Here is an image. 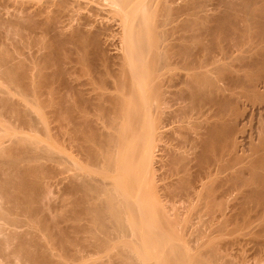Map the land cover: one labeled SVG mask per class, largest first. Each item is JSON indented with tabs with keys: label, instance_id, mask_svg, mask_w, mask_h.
Here are the masks:
<instances>
[{
	"label": "bare ground",
	"instance_id": "1",
	"mask_svg": "<svg viewBox=\"0 0 264 264\" xmlns=\"http://www.w3.org/2000/svg\"><path fill=\"white\" fill-rule=\"evenodd\" d=\"M92 1L90 17L49 39L72 1L0 13V131L51 120L67 134L54 130L59 147L71 146L66 157L27 132L1 140L0 264H66L61 254L100 256L114 242L91 264H254L264 257V0ZM26 31L37 33L28 46L48 50L28 62L14 51ZM109 32L113 63L99 49ZM66 44L80 64L70 83ZM51 179L63 184L64 215L49 206L62 228L44 210Z\"/></svg>",
	"mask_w": 264,
	"mask_h": 264
},
{
	"label": "rangeland",
	"instance_id": "2",
	"mask_svg": "<svg viewBox=\"0 0 264 264\" xmlns=\"http://www.w3.org/2000/svg\"><path fill=\"white\" fill-rule=\"evenodd\" d=\"M45 1H46V0H0V13H1V16L3 15V16H2L3 18L8 19L9 17L13 16L12 14H13L14 12H16V10H15L16 6H18V8H21L22 6L24 7V5H25V8L27 7V10H28V7H30L29 12L32 13V11L37 10L40 6H46V4H48V3H46V4L44 5ZM47 1H48V0H47ZM70 1H72V5L74 4L76 7L73 6L71 11H70L69 9H67L65 12H63L62 14H63V16H64L63 19H64L65 22L62 23L61 20H63V19H62L63 16L61 15V18H60L61 20H59V21H61V22H59V23L57 22L58 25L55 24V25H56L55 27L58 26V28L56 29V28H54V26H53V28H54V29L52 28L53 31H52V30H48V31H49L48 33L45 32V33H44L45 36H44L43 38H47V37H48L47 39H49L50 37H52V35L54 36V35L57 33L56 31H58V33H62V32L65 33V30H67L65 34L62 33L63 35H66L67 33H69V30H70V29H69L70 23H71V25H72V26H70V27H73V25H76V26H77V25H78L77 23H79V22L81 23V22L84 21V20L81 21V19H83L84 15L86 16V18H88L87 15H88V13H90V14L92 13V8H93L94 11H95V8H98V9H99V7H100V5H98L97 3H95V2L92 1V0H70ZM90 1H91V2H90ZM18 4H19V5H18ZM50 4H51V3H50ZM50 4H48V5H49V6H48L49 8H50ZM96 4H97V5H96ZM184 4H185V3H184ZM91 5H92V6H91ZM52 6H53V5H51V7H52ZM36 7H38V8H36ZM77 7H79V8H77ZM88 7H89V8H88ZM40 8H41V7H40ZM34 9H35V10H34ZM51 9H52V8H51ZM27 10H26V12L28 13ZM89 10H90V11H89ZM4 11H5V12H4ZM94 11H93V12H94ZM35 12H36V11H35ZM9 14H10V15H9ZM90 14H89V15H90ZM92 14H93V13H92ZM92 14H91V15H92ZM89 15H88V16H89ZM91 15H90V16H91ZM185 15H186V14H185ZM81 16H83V17L81 18ZM90 16H89V17H90ZM183 16H184V15H183ZM97 17H98L97 20L99 21V20L101 19V17H100V18H99V16H97ZM184 17L187 18V16H184ZM184 17H183V18H184ZM38 18H39V17H38ZM41 18H42V17H41ZM84 18H85V17H84ZM86 18H85V19H86ZM94 18H96V17H94ZM10 19H11V18H10ZM66 22H69V23H68L69 26L67 25V28H68L69 30H68L67 28H65L66 25H65L64 23H66ZM62 24H63V26H65L64 28H62V30L65 29V30H63V31L61 30V26H62ZM59 25H61V26H59ZM74 27H75V26H74ZM55 29H56V30H55ZM71 29H72V28H71ZM37 31H38V29L36 30V32H37ZM40 31H41V30L39 29V32H38V33H40ZM60 31H61V32H60ZM36 32H34V33L37 34ZM52 32H53V33H52ZM55 32H56V33H55ZM27 33H28V31H26V35L28 36ZM31 33L34 34L33 32H31ZM31 33L29 32V35H31L30 37H32V34H31ZM58 33H57V34H58ZM57 34H56V35H57ZM107 34H108V32L106 33V35H107ZM110 34L112 35L113 33L109 32V36H107V37H109V38H106V39L108 40V41L106 40V42L104 41V38H105L106 36L103 35V37H104V36H105V37L102 38V44L100 43V46H101V47H99V49H102V48H103L102 51L105 52V53H102V56L104 55V57H105L106 54H107V56H109V57L106 56L105 58H108V59L112 62V61H113V58H114V55H116V53H118V52L120 53L121 50H120V48H116V47H120V45L117 46V43L119 42V41H118V38H117L118 36H116V35L114 34V35H112V36L114 37V38H113ZM46 35H47V36H46ZM27 36H26V37H27ZM33 36H35V35H33ZM49 36H50V37H49ZM110 36H111V37H110ZM30 37L28 36V38H30ZM41 38H42V37H41ZM34 39H36V38H34ZM34 39H32V38H30L29 40H28V39H25V42L28 40V41L26 42V44H27L28 42L31 43V41L34 42ZM110 39H111V40H110ZM116 39H117V40H116ZM103 41H104L105 43H104ZM21 44H22V43H21ZM26 44H25L24 46H20V50H21L22 48H23L24 50H23V49H22L21 51H19V49H15V50H14L15 52H16V50L18 51V53L20 52L19 55L22 56V57H21V58H23L22 61L24 60V56H26V61H27V60L29 61L30 59H27V57H29V58L32 57L31 59H33L34 56H35V57L42 56L43 53H46V52L48 51L47 48L45 49L44 46L42 47V45H41L40 43H39V44H40L41 46H40V45H37L36 43H34L35 46H32L33 43H32L30 46H28V44H27V45H26ZM115 44H116V46H115ZM22 45H23V44H22ZM36 45H37V46H40V47L36 48V47H37ZM66 45H67V44H66ZM71 45H73V44H71ZM24 47H25V48H24ZM41 47H42V48H41ZM66 47H68V48H67V51H66V53L68 52L67 57H69V56H70V57H69V59L66 58L67 60L64 62V67L67 68V66H68L69 69H68V68H67V69H68V70L71 69V70L69 71V73H70V72H72L73 70L75 71V70L78 68V66H79L80 64H77L78 66L76 65V63H77V61H78L77 58L74 59V57H75L76 54L74 55V53L71 54V52H70V51H72V49H73L72 46L69 47V44H68ZM73 47H74V46H73ZM10 48H13L12 45H10ZM39 48H40V50H39ZM43 48H44L45 50H44ZM71 48H72V49H71ZM26 49H27V50H26ZM68 49H69V50H68ZM25 50H26V51H25ZM36 50H37V51H36ZM119 50H120V51H119ZM29 51H30V52H29ZM40 51H41V52H40ZM73 51L75 52L74 49H73ZM73 51H72V52H73ZM100 51H101V50H100ZM102 51H101V52H102ZM32 52H33V53H32ZM75 53H76V52H75ZM119 53H118V54H119ZM23 54H24V55H23ZM32 54H33V56H32ZM34 54H36L37 56L34 55ZM27 55H30V56H27ZM112 55H113V58H112ZM20 56H19V58H20ZM110 56H111V57H110ZM71 57H72V58H71ZM76 57H77V55H76ZM21 58H20V59H21ZM110 58H111V59H110ZM76 59H77V61H76ZM114 59H115V61H116V56H115ZM69 60H70V61H69ZM71 60H72V61H71ZM28 61H27V62H28ZM68 61H69V62H68ZM27 62H25V63H27ZM66 62H68V63H66ZM112 63H113V62H112ZM52 65L54 66L55 64L53 63ZM74 65H75V66H74ZM72 66H73V67H72ZM55 67H56V65H55ZM76 67H77V68H76ZM53 68H54V67H53ZM72 68H73V69H72ZM74 68H76V69H74ZM50 69H51V68H49V70H50ZM74 71H73V72H74ZM73 72H72V74L70 73L69 76L67 75V77H66V78L68 79V82H69V83H70V79H71L70 77L73 76ZM0 81H1V80H0ZM2 82H4V81L2 80V81L0 82V86H3V87L7 86V87H8V85H6V84H4V83H2ZM2 84H3V85H2ZM7 87H6V88H7ZM11 92H12L13 94L11 93L10 96H11L12 98L14 97V98H13L14 100H15V99H17V100H21V99H23V97L20 95V93H19V95H20V96H19L18 93H17V95H16V91H11ZM0 95H2V94H0ZM12 95H13V96H12ZM18 96H19V97H18ZM17 100H16V101H17ZM22 101H23V100H22ZM34 108H35V109H34ZM31 109H32V110L34 109V110H33V113H34L35 117L37 116V117H39L38 119H43V122H44V118H46V120H48V118H52V117H51V114H48V113H46V114L42 113L43 115L40 114L41 111H40V112L37 111L35 106H31ZM46 110H47V109H46ZM46 110H45V111H46ZM47 111H48V110H47ZM47 111H46V112H47ZM37 112L39 113L38 115H37ZM35 113H36V114H35ZM45 115H47L48 117L46 116V117L42 118V117L45 116ZM49 115H50V116H49ZM37 117H36V118H37ZM48 121H50V125H49ZM48 121H46V123H43V124L40 123L41 126L38 125V126H40V127H39L40 130H39V128L37 127V130L32 129V130H34V131H32V130L30 131V129L27 130L28 128L26 129V127H22V128H24L25 130L22 129L21 126H23V125L20 126V125H17V124H16V123L21 124V123H19V122H15V123H14V124H15V127H16V125H17V128L13 127L12 125H9V126H12V127H7V128H9V129L12 128L13 130H17V131H19V132H17V131L14 132L12 129H10V131H9L5 126H4L5 128H3V126L1 125V127L3 128V130H2V132L0 131V136H1V138H2V137H3V138H2V139L0 138V143H1V140H2V141H3V140H6L7 138H5V137L11 135V134H10L11 132H12L13 134H14V133H18V134H20V133H22V131H23V132H25V133H22V134L25 135L26 132H27V133L30 134L31 136H33V137H37L36 139H37V140H40L43 144L45 143V145H48L49 147H54V148H53L54 150H55V148H56V150H62V154H63V155L65 154L64 156H66V157H70V156H71V153H69V151L71 152V150H68V149H70L71 146L68 148V146H69L70 144L68 145V143H67L69 140L67 141L66 138H65V143H66V144L63 142L65 145L62 143V148L59 147V146H60L59 144H61L60 142H62V141H60V140H63V139H62L63 137H67V136H66L67 134H66L65 136H64V134L61 136V132H60V133L57 132V131H61V130H58V128L55 126V125H56L55 121H53L55 124L52 123L51 120H48ZM254 121H255V120H254ZM254 121H252V123H253V125L251 124L252 127H255L254 124L257 123V120H256L255 123H254ZM47 123H48V124H47ZM51 123H52V124H51ZM5 124H6V123H5ZM44 124H46L47 126L44 127ZM53 124H54V125H53ZM42 125H43V126H42ZM247 125H248V124H247ZM6 126H8V125L6 124ZM18 126H19V127H18ZM50 127H51V128H50ZM52 127H53V128H52ZM54 127H56L57 130H56V128L54 129ZM249 127H250V126L248 125V126H247V129H245V130H248ZM252 127H250V128H251L250 130H252ZM18 128H19V129H18ZM41 128H42V129H41ZM44 128H45V130H46L45 132H46L48 135L44 134V133H45V132L43 131ZM5 129H7V131H6ZM35 129H36V128H35ZM47 129H48V130H47ZM52 129H53V130H52ZM4 130H5V132H3ZM50 130H51V131H50ZM54 130L56 131V133H59V134H60V137H61V138H58V139H60V140H59L60 142H59V141H58L59 143L57 142L58 145H56V144H57L56 141H57L58 139L56 140L55 138H56L57 135H59V134L56 135ZM250 130H248V132H251ZM35 131H36L37 133H36ZM39 131H40V132H39ZM7 132H10V133H9V134H6ZM29 132H30V133H29ZM245 132H247V131H245ZM1 133H3V135H2ZM51 133H54V135L52 136ZM41 134H42V135H41ZM44 136H45V137H44ZM47 136H48V138H47ZM54 136H55V137H54ZM38 137H39V138H38ZM52 137H54V138H52ZM58 137H59V136H58ZM40 138H41V139H40ZM67 139H68V138H67ZM55 140H56V141H55ZM41 142H40V143H41ZM42 143H41V144H42ZM69 143H70V142H69ZM66 145H68V146H66ZM242 145L244 146V148H247V147H246V146H247L246 143H245V144L243 143ZM63 146H66V148H68V149H67V150L65 149L66 151H64V148H65V147H63ZM58 148H59V149H58ZM244 148H243V149H244ZM63 152H66V153H63ZM68 155H69V156H68ZM45 163H46V162H45ZM46 164H47V163H46ZM52 164H53V163H52ZM47 165H50V162H49V164H47ZM51 180H53V183H52ZM51 180H50V182H51V184H52V186H53V187H51V194H50L51 197L49 196V199H50V198H51V199H50V201H49L48 199H47L48 201L46 200V201L48 202V203H46V204H49L48 206H45V205L43 204V207L45 206V207H44V208H45L44 210L46 211L45 214H46L47 212H49V211L46 209V207L49 208V206H51V209H52V210H53V209H54V210L57 209L56 211H57L58 213H59L58 210H60V213H61V209H62V208L60 209V206H61V205H60V202H61L60 198H61V194H62V192L59 191V190H61L63 184H61V185L58 184V185H60V186H58V185L55 183V181H54L55 179H51ZM65 181H66V180H64V182H65ZM64 182H63V183H64ZM66 182H67V181H66ZM54 183H55V184H54ZM56 186H57V187H56ZM55 189H57V190H55ZM59 192H61V193H59ZM56 195H57V196H56ZM58 195H59V196H58ZM58 200H60V201H58ZM61 203H62V202H61ZM56 205H57L58 207H56ZM52 206H53V207H52ZM58 208H59V209H58ZM49 210H50V208H49ZM62 211H63V209H62ZM50 212H51V210H50ZM66 212H67V211H66ZM66 212L64 211L65 214H66ZM42 213H43V211L41 212V215H40V216L43 215ZM58 213H56V214L54 213V214H53V211H52L50 215H49V213H47V216L49 215L50 217H51V216L56 217V219H55L54 217H53V218L51 217V219H55V220H57V221H60V222H59V227H60V225H61V228H62V226H63L62 224H64L65 221L61 223V220H62V219H61V220L59 219V218H61V215H60V214H59L60 216L57 215ZM45 214L43 215L44 217H45ZM52 214H53V215H52ZM61 214L64 215L63 213H61ZM55 215H56V216H55ZM67 216H68V215H67ZM57 217H58V219H57ZM65 217H66V216H65ZM47 218H48V217H47ZM67 218H68V217H66V219H67ZM41 219H43V218H41ZM48 219H50V218H48ZM66 219H65V220H66ZM55 220H53V221H55ZM66 221H67V220H66ZM68 222H70V221H68ZM68 222H67V223H68ZM35 223H36V222H35ZM60 223H61V224H60ZM35 225H37V223H36ZM37 226H38V225H37ZM64 226L66 227V226H68V224L66 225V223H65ZM24 228H25V227H24ZM114 243H115V242H114ZM114 243H113V244L111 243V244H112V249H110V248H111V247H110V248H107V250H106L105 252L102 251L101 254H102L105 258H103L101 254H100V256H99V253H100V252H99L98 255H97L96 252H98V251H95V253H94L95 255H92L93 253H92V254H91V253H88L89 255L87 256V254H86L87 257H86L85 255H83L82 252H80L81 254L79 253V255H78L79 257L76 255L78 258L75 256V258H76L75 261L80 260L79 258L81 257V258H83V259H82V260H83L82 262H80L81 260L75 262V261L73 260L74 257H70V256H68V257H67V256L64 257V255L61 254L62 252L60 251V252H61V253H60V252L58 251V249H55V250L53 249V251H54V253H57L56 251H58L59 254H61V257H62V258H64V259L66 258V259H65V260H66V264H68V263H70V262H73V261H74V262H73L72 264H76V263L78 264V262H80V264H81V263H83L84 261H86L88 264H91V262L93 263L94 261H96V263H97V261H99V260H100V262H101L102 260L106 259V258L108 257L107 255H110V252L108 253V249H109V251H111V254H112V251H113V250H116V248H115L116 246L114 247ZM111 244H110L109 246H111ZM115 245H116V244H115ZM113 247H114L115 249H114ZM93 252H94V251H93ZM106 252H107V253H106ZM114 252H115V251H114ZM114 252H113V253H114ZM83 253H85V252H83ZM86 253H87V252H86ZM81 255H82V256H81ZM96 255H97V256H96ZM89 256H91V258H90ZM263 256H264V255H263ZM56 257H57V256H56ZM58 257H59V259H62L60 256H58ZM58 257H57L56 259H58ZM253 257H254V258H257L258 261L255 260V259H253V258L251 257V258H252V259L250 258L251 261L249 260L250 263H251L252 261L255 260V261H254V264H256L257 262H258L257 264H264V261H263V260H264V257H262V258H258L257 255H254ZM69 258H70V259L72 258V259H71L72 261H71ZM87 258H89L90 260L87 259ZM102 258H103V259H102ZM64 259H62V262H63V263H64V261H63ZM85 259H86V260H85ZM261 259H263V260H261ZM0 260H1V259H0ZM91 260H92V261H91ZM93 260H94V261H93ZM259 260H260V261H259ZM4 261H5V260H1L0 262H4ZM58 261H59V260H58ZM88 261H89V262H88ZM67 262H68V263H67ZM86 262H85V264H87ZM261 262H262V263H261ZM4 263H5V262H4ZM4 263H3V264H4ZM60 263H61V260H60ZM252 263H253V262H252ZM1 264H2V263H1ZM6 264H7V262H6ZM8 264H9V263H8ZM61 264H62V263H61ZM70 264H71V263H70ZM83 264H84V263H83Z\"/></svg>",
	"mask_w": 264,
	"mask_h": 264
}]
</instances>
